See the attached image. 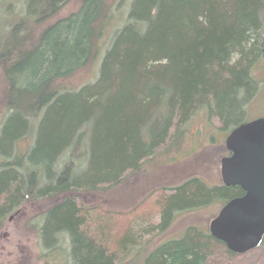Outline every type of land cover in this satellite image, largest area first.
<instances>
[{"label": "trees", "instance_id": "obj_1", "mask_svg": "<svg viewBox=\"0 0 264 264\" xmlns=\"http://www.w3.org/2000/svg\"><path fill=\"white\" fill-rule=\"evenodd\" d=\"M12 7L14 23L0 28V233L24 219L40 241L50 237L44 264L242 256L208 227L166 237L177 215L243 196L221 179L156 188L133 222L109 205L130 207L110 195L178 147L198 114L221 130L246 123L264 89L254 74L264 0H12L3 10Z\"/></svg>", "mask_w": 264, "mask_h": 264}, {"label": "rangeland", "instance_id": "obj_2", "mask_svg": "<svg viewBox=\"0 0 264 264\" xmlns=\"http://www.w3.org/2000/svg\"><path fill=\"white\" fill-rule=\"evenodd\" d=\"M2 2L3 0H0V28L13 24L14 20L12 19L15 16L14 13H16L15 7H12V10L8 12L9 14L3 10L12 0H6L5 5L1 4ZM69 12H71L70 8L64 14ZM259 67L254 71V74L255 78L262 82L264 88V62ZM91 75L92 73L87 78ZM201 116H203L202 113L187 123L186 134L178 147L171 148L168 153L159 155L155 160L145 165L144 168L141 167L140 172L131 181H128L122 189L114 191L110 195L111 197L115 195L125 196V202L130 204L128 208L119 205L111 207L109 205L111 209L121 212V218L133 222L132 215L140 211L138 204H141L143 198L156 188L175 187L191 178H197L209 187L218 184L220 179L217 165L218 157L220 163V160L227 156V154L222 156V146L230 128L226 130H221L220 127L213 128L206 118L204 119ZM262 117H264V89H259L254 97V103L246 111L244 119L249 122ZM26 147V144H24L21 150L23 151ZM219 209V205L212 204L202 209L189 210L177 215L170 226L168 236H166L169 238L167 239L181 237L184 229L190 225L206 229ZM44 221L43 217L40 220V226L44 225ZM156 221L159 222V219ZM23 222L24 219H17L7 221L4 224V228L0 233V264H44L41 253L45 249L42 246L51 245L53 242L50 237H47V240L43 243L38 238L37 233L30 228L23 227ZM56 245L59 246L58 241ZM132 254L131 259L134 263L141 261L142 256L140 254ZM65 258L66 254H62L61 260ZM49 264H57V260L55 259ZM64 264H68V262ZM208 264H264V240L261 247L242 256L228 258L219 254L218 257L215 255Z\"/></svg>", "mask_w": 264, "mask_h": 264}, {"label": "water", "instance_id": "obj_3", "mask_svg": "<svg viewBox=\"0 0 264 264\" xmlns=\"http://www.w3.org/2000/svg\"><path fill=\"white\" fill-rule=\"evenodd\" d=\"M224 147L229 156L220 160L221 182L244 194L225 203L208 231L231 253L243 255L258 248L264 236V118L233 129Z\"/></svg>", "mask_w": 264, "mask_h": 264}, {"label": "bare ground", "instance_id": "obj_4", "mask_svg": "<svg viewBox=\"0 0 264 264\" xmlns=\"http://www.w3.org/2000/svg\"><path fill=\"white\" fill-rule=\"evenodd\" d=\"M145 165H147V164H146V163L142 164V167L144 168V167H145Z\"/></svg>", "mask_w": 264, "mask_h": 264}]
</instances>
